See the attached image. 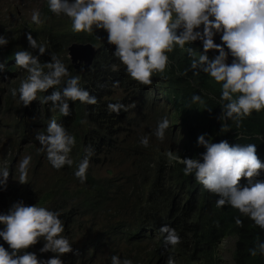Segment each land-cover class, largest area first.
<instances>
[{
  "label": "clouds",
  "instance_id": "1",
  "mask_svg": "<svg viewBox=\"0 0 264 264\" xmlns=\"http://www.w3.org/2000/svg\"><path fill=\"white\" fill-rule=\"evenodd\" d=\"M110 65L127 91L103 81ZM148 97L159 116L146 125ZM253 111L264 114V0H0V264H264V151L227 125ZM95 121L119 138L140 126L97 166L116 181L101 217H137L138 233L97 249L95 228L29 203L50 175L86 185ZM203 192L240 213L235 232L200 218Z\"/></svg>",
  "mask_w": 264,
  "mask_h": 264
},
{
  "label": "trees",
  "instance_id": "2",
  "mask_svg": "<svg viewBox=\"0 0 264 264\" xmlns=\"http://www.w3.org/2000/svg\"><path fill=\"white\" fill-rule=\"evenodd\" d=\"M79 38L81 37H76V39ZM71 41H73L72 38L68 39L66 43H70ZM114 72L115 71L112 70V65H110L103 74V81L110 80V86L113 85L114 81H119V87L122 88L123 91H127L128 88L124 85L125 81L123 79L113 78ZM148 101L149 111L146 110L147 102L143 99L141 100L143 109L139 113H136L137 117L139 115L146 125L154 122L159 116V110L150 101L149 97ZM77 103L78 102H75V105H70L77 110L75 124L80 122L84 114L83 107ZM90 112L91 110H88V113ZM102 114H104L103 111ZM94 125H98L96 121ZM227 125L232 130L238 129L249 133L251 139L257 142L261 150L264 151V143L252 136V133L255 132L261 133L264 136V114L262 112L257 113L253 111L251 116L244 118L242 126L239 128H237L235 123L231 120H227ZM139 127L140 126L137 124L136 129L123 138L110 134V124L106 126V132H104L99 125L90 130L85 135V137L88 138L86 144H91L93 146L95 155L91 157L92 165H90L89 172H87L86 185L80 182L78 183L77 181L71 185L68 184L67 178H58L56 180L50 175L47 177L45 185L39 187V184H37L35 192L29 193L31 194L29 197H33L29 200L30 206L38 204V206L60 212V218L68 228L74 225L77 226V229L79 227L81 230L85 226L87 228H95V232L88 234L89 241L95 249L105 245L107 239H115L114 236L117 234L125 236L128 240L132 239L138 233V229L133 227L138 226L137 217L133 223L125 222L123 219H112V214L107 213L101 217V210H105L107 204L115 200L113 196L115 193L116 181L111 171H108L107 175L98 176L97 166L110 155H114L117 149L126 142H134L138 138L137 129ZM75 132L76 138L82 137V135L78 133V130H75ZM218 135L222 137L228 134L223 130V132H219ZM77 142L81 145L82 139H78ZM64 171L66 172V176H68L67 173H69V170L64 168ZM258 179L264 180V175H260ZM242 184L246 185L247 181H242ZM4 198L7 199V196L5 195ZM122 205L123 203L121 201L115 203V207L117 208L122 207ZM196 206V211L200 218L208 221L218 233L224 234L236 231L237 225L235 223V218L241 216L237 210L229 206L216 208L212 197L205 192L200 194ZM120 212L121 211H116V214ZM139 220L141 221V219ZM242 224H244V222ZM3 227L4 226L1 225L0 230H3ZM0 245H3L6 249L11 251L2 237H0ZM115 250V245L108 246V251L111 252Z\"/></svg>",
  "mask_w": 264,
  "mask_h": 264
},
{
  "label": "rangeland",
  "instance_id": "3",
  "mask_svg": "<svg viewBox=\"0 0 264 264\" xmlns=\"http://www.w3.org/2000/svg\"><path fill=\"white\" fill-rule=\"evenodd\" d=\"M134 100H136V98H134Z\"/></svg>",
  "mask_w": 264,
  "mask_h": 264
}]
</instances>
